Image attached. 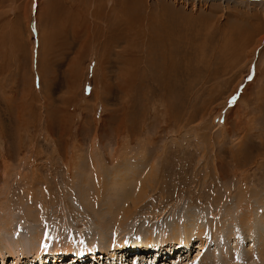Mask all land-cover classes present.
<instances>
[{"label":"rangeland","instance_id":"1","mask_svg":"<svg viewBox=\"0 0 264 264\" xmlns=\"http://www.w3.org/2000/svg\"><path fill=\"white\" fill-rule=\"evenodd\" d=\"M262 219L264 0H0V264H264Z\"/></svg>","mask_w":264,"mask_h":264},{"label":"bare ground","instance_id":"2","mask_svg":"<svg viewBox=\"0 0 264 264\" xmlns=\"http://www.w3.org/2000/svg\"><path fill=\"white\" fill-rule=\"evenodd\" d=\"M81 193H82V197H86V194L85 193H83V192H81ZM178 220L180 222L177 223ZM178 220L176 221L175 226H174V229L172 231L173 232V235H176V236L173 237V241H172V242H175V244L173 245L174 248L173 249L172 248H169V250H168V252H170V253H173V251L177 250V249H175V246L176 245H179L177 247L178 250H180V249L187 250V248L189 249L190 248V244H191L192 237H195V236L198 237L199 236L200 238H203V234H204V229H203V231H200L198 229H195V227H193L194 224H191V223H188V222L186 223L185 219H182V215L179 217ZM254 220H255V218H249L248 219V221L250 222L249 225H252V222L255 223ZM260 221H259L260 223L258 221H256L257 224H258L257 227H255V228L252 227L251 228L252 230H254V235L256 233L255 232L256 229L258 230V229L263 228L264 219H262ZM162 231H163L162 228L158 230V233H159V237L158 238H156V237L155 238H152V236L150 235L149 240L146 239L145 242L139 241L138 239L137 240H134L132 242H129V241H126V240H121V239L116 238L113 242L111 241L110 244H111V247L112 248L117 249V250L118 249L127 250V247H129V249H132L131 247H132L133 244L134 245L144 244L145 247L144 246L143 247H137L136 246V247L138 248V250H142V249H148V246L150 248V245H153L154 246L153 248H155L154 250H159L160 251L162 249V247H163L162 244H164V243H166L168 241V240H165V238L167 236L166 233L165 232H162ZM196 231H198V235L196 234ZM18 236H19V239L21 241H23V240H25L27 238L26 232H25V230L23 228H21V229L18 230ZM159 241H162V243H160ZM19 242L20 241H17V243H19ZM54 242H56L55 244L57 245V243H58L57 240H55ZM204 242H205V239L201 242L200 247H203L204 246ZM259 242H260V247L261 248H264V240L263 241L262 240H259ZM182 245H184L185 248ZM59 247H61V246H59ZM165 247H167V246H165ZM89 250L91 251V253H89ZM171 250H173V251H171ZM45 251H46L45 248L39 249V254H40L39 256L43 255V253H45ZM80 251H85V254L82 255V256L79 255L78 253ZM241 251H240V253H242ZM186 252L188 253V251H185L184 253L187 254ZM94 253L96 254V248L93 245L92 246L91 245L89 246V245L78 244V245H72L71 246L70 244H66V245L63 246L62 249H54L51 252H48V254L46 253L47 256L46 255L45 256L47 257V259L49 258V260H48L49 262L51 261V262H54V263H57V262L58 263H63L66 260V259H64V257H67L68 258V257H70V255L73 256V257H76V258H80V259L87 258L86 261L91 260V259L96 261V260H98L97 257H96L97 255L95 257L93 255V257H92V254H94ZM240 253H239V255H240ZM12 254L15 255V253H13V252H12ZM235 255H238L237 252H236ZM62 256H64V257L62 258ZM228 256L230 258L229 259L230 260V263H232V261H234V260H231V255L230 254ZM209 257H206L205 259H202V260H198V262H195L193 264H207L208 263V260H209ZM227 259L228 258H226L225 261H227ZM256 259H258L260 261H264V252H263V255L261 257L259 255H257ZM176 264H183V261L181 260L180 262H178Z\"/></svg>","mask_w":264,"mask_h":264},{"label":"snow or ice","instance_id":"3","mask_svg":"<svg viewBox=\"0 0 264 264\" xmlns=\"http://www.w3.org/2000/svg\"><path fill=\"white\" fill-rule=\"evenodd\" d=\"M235 101V98H233V102ZM45 247V250L47 251L48 250V248H49V246L48 245H45L44 246ZM79 255H84L85 254V251H80L79 253H78ZM135 264H137V262H135Z\"/></svg>","mask_w":264,"mask_h":264}]
</instances>
